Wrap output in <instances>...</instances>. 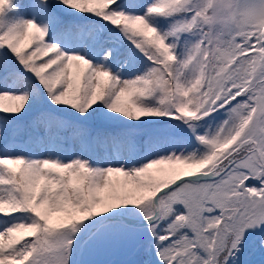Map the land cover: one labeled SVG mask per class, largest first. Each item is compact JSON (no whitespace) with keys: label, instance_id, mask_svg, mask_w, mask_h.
Listing matches in <instances>:
<instances>
[{"label":"snow or ice","instance_id":"1","mask_svg":"<svg viewBox=\"0 0 264 264\" xmlns=\"http://www.w3.org/2000/svg\"><path fill=\"white\" fill-rule=\"evenodd\" d=\"M0 264H264V0H0Z\"/></svg>","mask_w":264,"mask_h":264}]
</instances>
